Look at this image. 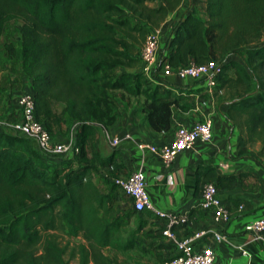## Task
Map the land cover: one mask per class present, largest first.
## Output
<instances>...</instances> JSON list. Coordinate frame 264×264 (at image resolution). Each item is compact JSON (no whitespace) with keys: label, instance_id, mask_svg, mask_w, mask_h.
<instances>
[{"label":"trees","instance_id":"16d2710c","mask_svg":"<svg viewBox=\"0 0 264 264\" xmlns=\"http://www.w3.org/2000/svg\"><path fill=\"white\" fill-rule=\"evenodd\" d=\"M152 1L0 0V36L7 23L21 21L19 47L1 45L31 78L36 117L50 133L66 119L78 122L80 161L77 168L69 160L47 164L27 138L0 132V264H66L67 254L78 264H108L103 249L130 246L134 236L124 242L122 228L136 212L121 215L112 190L94 183L86 146L91 122L107 126L115 119L113 91L143 96L150 127L170 129L173 101L143 70H129L139 62L147 29L180 0ZM204 2L205 18L189 12L174 25L164 58L172 69L220 62L216 81L229 100L227 117L264 155V0ZM204 172L214 176L211 168ZM57 229L82 242L60 245L49 232Z\"/></svg>","mask_w":264,"mask_h":264},{"label":"crops","instance_id":"0c3cea01","mask_svg":"<svg viewBox=\"0 0 264 264\" xmlns=\"http://www.w3.org/2000/svg\"><path fill=\"white\" fill-rule=\"evenodd\" d=\"M163 2L153 0L150 5ZM204 6V0L179 1L158 26L159 55L167 53V42L178 20L189 12L205 18ZM1 58L0 75L5 78L6 89L0 90V119L10 116L19 118L17 97L24 90L33 91L31 78L25 76L21 68V74L16 76L8 71L13 60L7 57L5 51ZM148 77L161 85L164 99L173 101L170 129H152L144 111L143 96L127 95L131 100L119 101V106L114 108L115 119L110 125L90 123L86 157L92 165V180L105 193L110 190L116 192L113 188L116 187L119 192L117 197L128 205L126 211L121 212L124 215L133 210L130 199L112 180L141 167L154 210L185 217L184 223L175 228L177 236L182 237L193 230L209 229L224 236L219 242L212 238L204 240V244L213 248L217 264H264L263 247L244 230V224L248 221L264 217V155L257 153L259 143L246 144L242 128L227 117L229 100L220 89L219 82L216 87L208 88L202 79H179L172 75L159 77L154 72ZM205 119L212 124L210 140L195 141L191 148L181 150L168 166L163 164L159 155L149 150L141 151L136 146V142L162 145L173 138L179 125L191 126ZM73 124L75 126L67 132V124L61 123L51 135L57 141L66 140L71 131L77 135L78 122L74 121ZM110 137H118L119 143L112 146ZM33 152L38 160L55 164V156L43 155L35 147ZM70 162L74 168L79 167L78 157ZM207 167L213 170L214 176L205 175L204 169ZM167 172L172 174V183L168 182ZM229 176L231 179L227 182ZM205 179L218 186L219 197L230 215L228 221L214 220L211 211L197 205L203 185L207 182ZM117 197L112 196V204L117 202ZM154 210L135 211L123 226L127 231L122 232L123 241H128L129 235L134 238L125 249H113L130 257L127 263H122L162 264L176 253L174 244L161 233L163 219Z\"/></svg>","mask_w":264,"mask_h":264},{"label":"built area","instance_id":"2783aa9c","mask_svg":"<svg viewBox=\"0 0 264 264\" xmlns=\"http://www.w3.org/2000/svg\"><path fill=\"white\" fill-rule=\"evenodd\" d=\"M173 32V29H172ZM159 27H149L145 39L138 51L137 57L142 63V70L148 76L154 72L156 76H175L179 79L193 78L202 79L208 88L217 86L216 77L221 72V63L209 59L204 63H189L188 65L172 69L166 62L164 56L159 55ZM20 109L19 118L7 117L0 119V132L19 135L27 138L31 144L43 155L55 156V163L74 159L78 153L76 145L77 135L71 131L70 136L64 141H57L46 126L40 122L35 113L34 94L32 90H24L17 97ZM212 137V124L209 119L195 122L191 126L179 125L173 138L162 145H154L147 142H136L139 150H149L159 155L163 164L168 166L174 157L183 149L191 148L195 141H209ZM110 144L116 146L118 137H110ZM169 183H172V174L166 173ZM129 199L132 209L136 212L145 209L154 210L149 194L146 190L144 171L138 167L126 176H116L112 180ZM197 205L203 210L212 212L216 221H228L230 215L222 204L219 197V189L216 183L206 182L203 185ZM241 209L242 206L240 205ZM154 212L163 219L161 233L174 244L176 253L167 258L162 264H217L213 248L204 244L206 238H212L219 242L224 236L209 229L193 230L182 237L177 236L176 226L185 221L182 215L165 213L160 210ZM244 230L253 236L264 249V217H260L244 224Z\"/></svg>","mask_w":264,"mask_h":264},{"label":"rangeland","instance_id":"374dc122","mask_svg":"<svg viewBox=\"0 0 264 264\" xmlns=\"http://www.w3.org/2000/svg\"><path fill=\"white\" fill-rule=\"evenodd\" d=\"M20 24H21L20 20H13V21H10L9 23H7L5 26V29L3 30V32L0 36V41L1 42L11 41L16 46L19 47V44H20V32H19ZM262 41H264V36L261 39V42ZM3 53H4V50L2 48V45H0V63H3V62H1L2 61L1 57H2ZM234 57L236 59H240L238 55H236ZM5 63H7V61H5ZM138 64H139L138 65L139 67L133 68V71H135L134 69H137V68L142 69V67H143L142 63L138 62ZM129 70L132 71V69H129ZM8 71L11 74H14L15 76L17 74H21L19 62L13 61V63L8 68ZM227 74L231 75L232 71H228ZM4 79L5 78L2 75H0V90L6 89V86H4L5 85ZM111 96H112L113 109L119 106L120 100H124V101L126 99L131 100V98L129 96H127V94H125L121 91H113ZM59 105L57 104L55 106V108H59ZM73 123H74V121L66 119L65 124H67V125H65L66 126L65 128L67 129V132L71 128H73V126H75ZM57 127H55V130L57 129ZM36 158L39 159L38 156ZM69 161H73V159H70ZM74 162H76V160ZM113 188L116 190V192L112 191L113 196L116 198L117 195L119 194V192L117 191L116 187H113ZM113 206H114L115 210H117L121 214V212L126 211V206H128V205H126V203L123 202V200H121L120 198L117 197V202L113 203ZM49 232L55 235V237L58 240V242L60 243V245H62V246L67 245L68 248L72 247L73 245H75L79 242H82V238L80 236H77V237L70 236L62 229L50 230ZM122 232L126 233L127 231L124 230V228H123ZM40 251H41V249H38V250H36V253H40ZM68 251H69V249H68ZM103 253L105 255H107L109 258L108 264H124L121 261H124L125 263H127L130 260V257L125 256V254L122 253V251H116V250H113L110 248H105V249H103ZM65 260H66V264H78V258L76 256L72 257V256L67 254V255H65ZM90 264H92V263H90Z\"/></svg>","mask_w":264,"mask_h":264}]
</instances>
